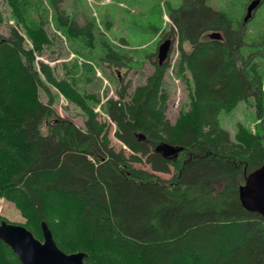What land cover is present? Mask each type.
Segmentation results:
<instances>
[{"label": "trees", "instance_id": "obj_1", "mask_svg": "<svg viewBox=\"0 0 264 264\" xmlns=\"http://www.w3.org/2000/svg\"><path fill=\"white\" fill-rule=\"evenodd\" d=\"M7 1L31 47L24 48L16 29L0 37V196L19 209L24 226L41 239L45 222L61 250L86 253L84 264H264V220L243 207L238 191L264 162V119L256 132L239 125L236 141L219 125V111L250 95L263 118L264 66H238L242 35L229 16L206 0H182L170 13L191 46L179 60L180 73L185 67L194 82L190 108L174 124L164 117L165 95L158 90L165 63L127 104L110 101L115 135L133 152L125 157L108 146L104 125L66 81L53 83L85 108L84 127L58 115L44 120L54 110L39 98L34 53L50 41L43 24L25 12L26 0ZM57 17L67 37H91L89 29ZM215 30L221 39L208 36ZM100 45L104 57L120 62ZM161 143L182 149L164 157L156 149ZM138 155H147L153 170L173 167V178L135 169L129 160ZM223 180L228 183L219 188L206 184ZM0 264H21L1 240Z\"/></svg>", "mask_w": 264, "mask_h": 264}, {"label": "rangeland", "instance_id": "obj_2", "mask_svg": "<svg viewBox=\"0 0 264 264\" xmlns=\"http://www.w3.org/2000/svg\"><path fill=\"white\" fill-rule=\"evenodd\" d=\"M248 2L206 0L215 10L225 12L233 21L231 28L241 33L242 46L237 51L238 58L243 60L237 61L240 68L245 66L244 62L262 63L264 66V1L244 22ZM24 3H27L24 5L27 15L43 24L50 41L39 53H34L33 70L41 84L39 98L46 105L51 101L54 110V116L44 120L58 115L70 118L78 127H84L89 117L85 108L71 101L53 83V80L66 81L89 106L94 118L104 125L103 134L109 140L108 146L129 157L133 154L132 150L115 135L117 125L110 116L109 102L117 101L120 103H116L117 106L127 104L134 90L146 83L158 66L154 54L163 37L172 39L158 90V93L165 95L164 117L174 124L180 111L190 108L194 82L185 67L180 73L179 60L182 52L189 51L191 46L180 38L179 28L170 15L182 5V0H26ZM59 12L77 30H84V27L89 29L92 38L86 34L67 37L62 30L59 31L56 27ZM11 29H16L24 37V48L31 47L30 41L25 38L24 27L16 21L8 1L0 0V37L8 38ZM100 44H106L112 52L117 53L120 62L117 63L116 58L104 57ZM255 105L256 97L250 95L235 107L219 111V125L228 131L232 141H236L239 125L256 132L263 123L264 116H257ZM42 132H46L45 125ZM138 156L137 161L129 160L135 169L163 181L173 178V167L169 166L166 172L156 171L147 161V155ZM227 183V180H223L213 186L211 182H206L212 188ZM3 220L24 225L26 218L12 202L0 196V221Z\"/></svg>", "mask_w": 264, "mask_h": 264}, {"label": "water", "instance_id": "obj_3", "mask_svg": "<svg viewBox=\"0 0 264 264\" xmlns=\"http://www.w3.org/2000/svg\"><path fill=\"white\" fill-rule=\"evenodd\" d=\"M259 3L253 0L247 6L244 16L246 21ZM212 39H220L218 31L209 34ZM171 40L164 39L157 47V63L161 65L170 53ZM139 139H144V134L138 133ZM156 149L164 157L176 155L182 147L168 143L157 145ZM241 204L250 212L258 213L264 220V162L245 177V182L239 186ZM42 239L36 238L30 230L21 224L0 222V240L4 242L17 256L21 264H84L86 253L76 251L66 253L61 250L45 222L40 223Z\"/></svg>", "mask_w": 264, "mask_h": 264}, {"label": "flooded vegetation", "instance_id": "obj_4", "mask_svg": "<svg viewBox=\"0 0 264 264\" xmlns=\"http://www.w3.org/2000/svg\"><path fill=\"white\" fill-rule=\"evenodd\" d=\"M249 1H251V0H249ZM162 39H165V37H163ZM162 39H161V41H162ZM154 55H156V54H154Z\"/></svg>", "mask_w": 264, "mask_h": 264}]
</instances>
